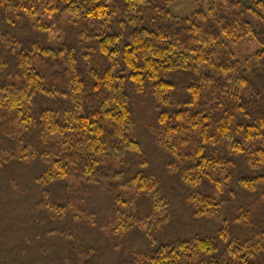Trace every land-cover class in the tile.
<instances>
[{
	"label": "trees",
	"instance_id": "16d2710c",
	"mask_svg": "<svg viewBox=\"0 0 264 264\" xmlns=\"http://www.w3.org/2000/svg\"><path fill=\"white\" fill-rule=\"evenodd\" d=\"M180 1L0 0V167L42 161L43 188L74 178L108 190L110 234L149 245L133 264H264L261 231L165 237L180 231L135 133L137 98L156 104L157 140L196 219L222 213L238 167L243 191L264 186V0H192L203 6L186 17L169 9ZM244 40L257 49L239 57ZM232 222L252 228L247 212Z\"/></svg>",
	"mask_w": 264,
	"mask_h": 264
},
{
	"label": "rangeland",
	"instance_id": "374dc122",
	"mask_svg": "<svg viewBox=\"0 0 264 264\" xmlns=\"http://www.w3.org/2000/svg\"><path fill=\"white\" fill-rule=\"evenodd\" d=\"M198 3L201 2H174L169 9L176 16L186 17L203 6ZM257 26L264 32V22H257ZM256 47L244 40L240 45H232L231 49L242 57L253 53ZM134 111L135 133L147 150L152 174L168 193L172 204V229L180 231V235L178 232L169 234V231L165 237L214 236L223 225L242 240L251 238L256 231L264 232V186L249 194L236 184L241 173L249 172L245 166L234 172L233 192L225 194L222 213L196 219L186 200L187 189L171 171V158L157 140L156 104L146 95L135 100ZM47 166L42 161H35L10 162L0 167V264H133L137 253L150 251L140 232L134 231L124 238L110 234L119 208L115 196L108 190H95L74 178L43 188L36 183V178ZM259 173L264 174V169ZM115 191L125 198L122 189ZM201 191L214 194L210 187ZM49 203L63 208L72 203L74 212L81 207L83 215L93 217L95 221L77 219L69 211L61 218L48 209ZM242 212L250 214L252 228L232 222V218Z\"/></svg>",
	"mask_w": 264,
	"mask_h": 264
}]
</instances>
